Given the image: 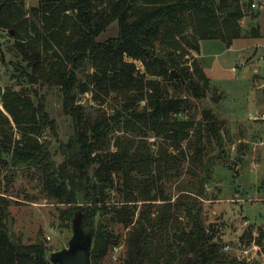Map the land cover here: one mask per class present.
I'll use <instances>...</instances> for the list:
<instances>
[{"label": "trees", "instance_id": "1", "mask_svg": "<svg viewBox=\"0 0 264 264\" xmlns=\"http://www.w3.org/2000/svg\"><path fill=\"white\" fill-rule=\"evenodd\" d=\"M251 4L38 0L27 10L24 0H0V29L14 32L9 49L16 61L11 75L15 86L0 87V161L5 156L10 168L41 174L45 197L70 207L61 213L65 227L74 218L71 206L82 199V221L92 231L91 264H100L120 244L116 226L131 228L123 264H248L225 254L213 227L204 226L197 199L211 179L207 152L212 145L220 147L221 130L209 111L202 112L200 122L188 117L193 109L189 98H205L209 80L197 65L190 73L181 64L188 53L199 51L202 41L230 47L242 35L243 19L254 18ZM112 23L116 35L98 41ZM258 35L257 28L248 36ZM148 76L162 77L172 94ZM40 88L58 89L62 112L70 119L72 134L64 144L58 142V165L49 141L56 139L55 121ZM88 92L101 105L112 97V114L100 110L91 118L78 104L79 96ZM114 135L115 150H109ZM149 136L161 140L155 151L141 140ZM221 154L219 148L217 156ZM183 175L179 206L165 203L151 213V204H145V211L136 215L135 202L166 201L165 186ZM7 201L0 196V264H51L42 242L24 246L14 238Z\"/></svg>", "mask_w": 264, "mask_h": 264}, {"label": "rangeland", "instance_id": "2", "mask_svg": "<svg viewBox=\"0 0 264 264\" xmlns=\"http://www.w3.org/2000/svg\"><path fill=\"white\" fill-rule=\"evenodd\" d=\"M258 5L254 14L264 9V0H245ZM38 0H24L28 10L37 5ZM242 35L226 47L218 41H202L198 52H190L182 58L181 66L193 71L194 65L202 70L209 80L205 98H189L193 109L189 118L201 121L203 111H209L220 124L223 154L217 156L214 145L207 156L211 158L212 175L205 185V193L197 199L202 207L205 228L213 227L214 239L224 247L225 254L239 262L264 264V11L260 18L246 16L240 24ZM260 29L259 37L250 35L251 29ZM0 29V50L4 63L0 65V87L15 86L11 80L16 64L13 52L9 49L15 39L14 32ZM117 33L116 23H112L99 36L98 41L114 37ZM247 33V35H246ZM247 36V37H246ZM195 63V64H193ZM143 72L140 63H135ZM87 73L92 71L87 68ZM97 78V74H93ZM157 80L172 94V88L162 77ZM97 80V79H96ZM95 80V81H96ZM17 90V88H15ZM45 97V109L55 121L56 139L50 138V152L54 154L55 164L62 158L57 154L58 142L65 143L72 134L70 119L62 112L61 96L57 88L39 89ZM183 94L182 96H184ZM78 104L94 118L101 110L105 116L112 114L115 101L112 97L101 105L94 99L93 93H85L78 98ZM145 102L141 103L144 106ZM0 111L3 108L0 103ZM12 136L18 139L15 127L11 125ZM114 136L110 137L109 150H115ZM137 138V137H136ZM56 140V141H55ZM151 150L161 140L152 136L141 138ZM136 141V139H135ZM7 158L0 161V196L8 200L10 219L8 225L14 238L28 246L42 242L51 253L67 247L72 235L71 221L65 227L62 212L69 205L58 204L48 200L42 190V176L26 167L10 168ZM186 176L164 188V197L155 202H135V212L145 211V204H151V213L158 211L165 203L173 207L181 194ZM169 199V200H168ZM113 202L108 205L112 206ZM73 217L83 214L86 205L79 198L74 203ZM82 228L85 234H92L83 219ZM120 244L114 247L100 264H123L126 253V238L131 228L116 226Z\"/></svg>", "mask_w": 264, "mask_h": 264}, {"label": "water", "instance_id": "3", "mask_svg": "<svg viewBox=\"0 0 264 264\" xmlns=\"http://www.w3.org/2000/svg\"><path fill=\"white\" fill-rule=\"evenodd\" d=\"M12 35V31H10ZM162 62L168 65V60L156 55ZM175 78L179 75L175 71H171ZM94 75V80H96ZM72 235L67 243V247L57 252L51 253L48 256V261L51 264H91L90 253L92 248V235L85 234L82 228V215L77 214L71 221Z\"/></svg>", "mask_w": 264, "mask_h": 264}, {"label": "built area", "instance_id": "4", "mask_svg": "<svg viewBox=\"0 0 264 264\" xmlns=\"http://www.w3.org/2000/svg\"><path fill=\"white\" fill-rule=\"evenodd\" d=\"M251 8H252V9H256V8H258V5L255 4V3H252V4H251ZM260 119H261V120H264V114H261Z\"/></svg>", "mask_w": 264, "mask_h": 264}, {"label": "crops", "instance_id": "5", "mask_svg": "<svg viewBox=\"0 0 264 264\" xmlns=\"http://www.w3.org/2000/svg\"><path fill=\"white\" fill-rule=\"evenodd\" d=\"M256 9H257V8H256ZM256 9H255V10H256ZM262 11H264V9H262L261 11H259L260 14H258V13H256V15L254 14V19H256V18L258 19V17L260 18V15H261V12H262ZM258 30L260 31V29H258ZM258 37H259V35H258Z\"/></svg>", "mask_w": 264, "mask_h": 264}]
</instances>
